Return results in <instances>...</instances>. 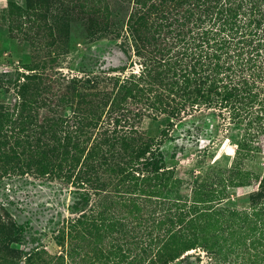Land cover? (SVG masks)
Masks as SVG:
<instances>
[{"label":"rangeland","instance_id":"374dc122","mask_svg":"<svg viewBox=\"0 0 264 264\" xmlns=\"http://www.w3.org/2000/svg\"><path fill=\"white\" fill-rule=\"evenodd\" d=\"M200 12L198 0H0V223L25 229L24 253L39 249L19 260L0 244V264H110L97 253L112 239L130 243L149 228L162 237L178 219L179 242L222 241L237 230L238 221L214 207L195 209L206 203L195 200H206L196 195L205 175L229 176L223 171L244 126L224 130L228 114L217 99L176 110L196 94L198 80L181 77L195 58L177 68L156 64L157 51L177 33L194 37L188 42L195 51L199 22L190 21ZM141 142L159 148L160 170L151 150L141 158ZM242 162L244 170L260 171L252 160ZM253 187L227 184L219 206L250 209ZM84 212L91 225L82 240H60ZM112 221L124 229L106 236L111 232L100 225ZM198 244L170 264H206ZM131 263L127 257L120 264Z\"/></svg>","mask_w":264,"mask_h":264},{"label":"trees","instance_id":"16d2710c","mask_svg":"<svg viewBox=\"0 0 264 264\" xmlns=\"http://www.w3.org/2000/svg\"><path fill=\"white\" fill-rule=\"evenodd\" d=\"M198 2L200 17L197 15L190 21L193 25L199 22L198 30L195 32L199 34L198 47L193 52L189 47L188 39L194 37L189 36L187 39L186 35L177 33L173 43H167L163 49L157 51L160 59L156 64L172 63L177 68L182 65L183 58L190 57L191 60L195 58L189 73L181 69V77L185 84L191 83L190 80H198L197 89L192 90L196 94L189 93L183 98L184 102L176 103L180 106L176 110H183L186 102L194 106L200 105V102L210 104L213 99H217L214 105L221 109L225 108L228 114L223 119L224 130L229 132L244 126V135L235 143L237 149L231 168L223 171L229 176L216 179L217 175L211 172L205 175L204 182L197 184L196 195L205 197L206 200H195L198 204L206 202L205 205L198 207L195 205V209L206 210L214 207L226 219L238 221L237 230L231 232L230 237L222 241L213 239L199 244L179 242L180 240L176 239L184 234V231H181L184 226H181L182 220L178 219L169 223V227H172H167L162 237L160 233L153 236V229L149 228L145 233L139 230L138 236L130 243L121 240L122 244H120L115 240V244L112 239V245L105 247L103 245L97 253L105 255L106 263L120 264L123 259L132 257L131 264H170L189 257L191 253L187 252L197 249L198 244L207 256L206 264H264V177L261 178L263 168L260 164L263 152L259 141L261 137L264 139V0H198ZM214 26L218 27L215 29ZM166 45L168 49L163 53ZM174 48L176 52L167 54ZM165 58L167 59L163 63ZM172 73L176 74L175 71ZM209 94L215 97L211 98ZM156 98L162 100L164 97L157 91ZM166 98L170 102H175L168 96ZM226 118L229 119L228 123ZM141 145L138 150L140 156L143 154L141 158H145L143 156L151 150L150 162L154 167L159 168L163 158L159 148L155 144V148H151L148 142H141ZM245 159L255 162L260 166V171L244 170L242 161ZM227 184L238 189L255 186L248 191L253 192L249 197L250 209L236 210L219 206L225 201ZM214 186L220 188L214 189ZM104 216L106 215L101 213L102 219ZM108 216L110 219L113 218L111 215ZM93 219L100 220L95 216ZM151 219L155 221L158 218L153 214ZM85 220L84 212L60 232L61 239H59H65L69 245L82 240L85 236L84 231L91 225L89 223L86 225ZM176 225L180 227L177 228ZM100 226H105L111 232L106 236L117 229H124V226L116 221ZM24 234L25 229L13 221L0 223V244L13 258L19 260L21 255L28 258L33 253L39 252L38 246L30 249L32 253H24L20 249V245L24 244ZM222 235L219 237H227V234ZM110 257L112 259L107 260ZM57 259L60 261L62 257L59 256ZM16 262L19 264L18 261Z\"/></svg>","mask_w":264,"mask_h":264}]
</instances>
